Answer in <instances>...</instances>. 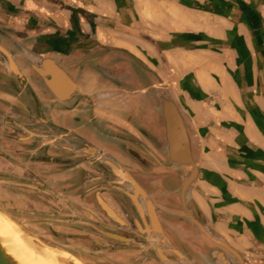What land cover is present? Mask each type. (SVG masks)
Returning <instances> with one entry per match:
<instances>
[{
  "label": "crops",
  "instance_id": "1",
  "mask_svg": "<svg viewBox=\"0 0 264 264\" xmlns=\"http://www.w3.org/2000/svg\"><path fill=\"white\" fill-rule=\"evenodd\" d=\"M0 45L15 64L0 53V173L84 209L94 193L130 196L120 180L116 195L94 186L97 170L111 177L104 159L140 173L153 162L142 174L153 195L139 199L170 196L153 179L168 157L165 93L198 164L189 207L239 257L194 225L171 228L204 248L199 264H264V0H0ZM76 172L79 195L68 190ZM12 188L24 191H12L15 210L39 204Z\"/></svg>",
  "mask_w": 264,
  "mask_h": 264
},
{
  "label": "flooded vegetation",
  "instance_id": "2",
  "mask_svg": "<svg viewBox=\"0 0 264 264\" xmlns=\"http://www.w3.org/2000/svg\"><path fill=\"white\" fill-rule=\"evenodd\" d=\"M90 131L99 137L101 136L97 128ZM108 141L110 143L112 139ZM118 143L115 139L112 141L115 147H120ZM124 152L127 153V150L125 149ZM162 157L167 166L165 164V170L160 167L161 172L153 176V179L164 184L161 189L166 192L165 194H174L173 192L176 193L180 187L182 172L187 174V171L184 170V167L171 169L172 163L168 157L163 155ZM128 159L133 161L136 160V157L128 154ZM140 164L138 166L141 173L133 172L124 165L119 169L117 168L116 173L112 170L111 177L106 172L97 170V175L94 177L97 181L94 186H99V190H103V193L109 195L111 193L116 195L113 182L120 180L129 185L132 197L130 198L127 194L118 195L119 198L115 199L114 197L111 203L103 197H97L94 190L93 199L90 203L91 207L87 206L84 209L72 201H67L65 192L62 190L57 192L51 188L49 183H39L38 185L58 194L64 200V204L58 205L46 195H42L39 199L42 208L41 217L29 216L26 220L31 225L42 224V232L27 230L31 235L38 236L41 242L71 253L83 264L201 263L199 257L203 255L202 250L204 248L197 244L195 246L199 252H195L191 238L183 237L171 228L176 226L184 235H190V228L192 227L188 219L180 218L182 214H180L179 204L181 202L177 194L175 197L166 195L165 198L161 194L163 197H154L152 201L146 198L144 204L139 199L140 196H145L144 189L146 193L149 191L142 174L147 171L150 164L153 165V162L144 164L143 161ZM102 169L104 170L103 167ZM126 173L131 175L134 183L129 180ZM84 176L79 172L73 174V180L70 179L72 184L68 189L70 193L79 195V180ZM149 195H153L151 191ZM158 202L165 203L169 211H163L162 206L157 204ZM30 203L37 205V202L34 201H30ZM118 204H121L122 207ZM141 210H145V212ZM80 211L85 214L80 215ZM31 214L35 215L34 213ZM27 215L25 214V216ZM12 217L19 221L14 215ZM90 253L95 254V256H91ZM99 254H105V256H99Z\"/></svg>",
  "mask_w": 264,
  "mask_h": 264
},
{
  "label": "water",
  "instance_id": "3",
  "mask_svg": "<svg viewBox=\"0 0 264 264\" xmlns=\"http://www.w3.org/2000/svg\"><path fill=\"white\" fill-rule=\"evenodd\" d=\"M0 53H2L3 55L7 57L9 68L12 69V67H15L14 60L12 59V55L6 49H4L1 45H0ZM157 98L159 100V105H160V114H161L162 121L164 123V127L166 130V140H167L166 152H167L170 162L172 163L171 169H177L183 166H187L190 169V175L187 178L183 177L181 188L178 189L176 193L174 194H179L182 200V206H183L184 212L186 213L189 221L196 227L198 231L201 232V234L205 238H207L213 244H216L219 247L225 248L231 253H235L232 250V248L228 244H226V242L223 239L214 235L212 231L206 225L202 224L196 218V216L194 215V212L190 209L187 200L189 197V189L198 176V164L192 155L190 139L188 136L187 128L185 126V121L179 110L178 105L173 99H171L165 93H159L157 95ZM92 150H95V152L101 154L100 150H97V149H92ZM102 156H105V155L103 154ZM103 162L107 163L115 173L118 171L119 167H121L114 160L108 161V159H104ZM126 175L128 176L129 180L134 183L131 175L128 173H126ZM0 184H7L10 186H17L21 188L32 189V190H35L39 193H42L52 198V200H54L58 205L64 204V200L58 194L40 185H28V184L17 183V182H12V181H2V182L0 181ZM174 194H168V195L173 196ZM145 196H147V194H145ZM131 197L132 196L130 194V198ZM141 211L145 212V210H141ZM0 217L9 219L14 224H16L17 225L16 227L20 231L21 235L22 234L25 235L27 240L30 243L45 244L44 242H41L37 237L28 233L22 227L20 223H18L13 217L8 215L2 208H0ZM7 241L11 242L10 245L12 244L13 245L8 248L4 246L5 247L4 248L2 244L0 243V264H18L14 257H15V254L17 256V252L15 250V243L19 240H17L12 234V237L11 236L7 237ZM241 264H245V263L241 260Z\"/></svg>",
  "mask_w": 264,
  "mask_h": 264
},
{
  "label": "bare ground",
  "instance_id": "4",
  "mask_svg": "<svg viewBox=\"0 0 264 264\" xmlns=\"http://www.w3.org/2000/svg\"><path fill=\"white\" fill-rule=\"evenodd\" d=\"M16 226L11 220L0 217V243L2 246L8 248L13 245L7 241V237H12V234L19 240L15 243L17 256L15 254L14 257L18 264H83L69 252L47 244L30 243L25 235H21Z\"/></svg>",
  "mask_w": 264,
  "mask_h": 264
},
{
  "label": "rangeland",
  "instance_id": "5",
  "mask_svg": "<svg viewBox=\"0 0 264 264\" xmlns=\"http://www.w3.org/2000/svg\"><path fill=\"white\" fill-rule=\"evenodd\" d=\"M11 171H12V169H11ZM181 171H183L182 169H181ZM182 175H183V177H188L189 175H190V171H187V174H185V173H183L182 172ZM187 175V176H186ZM183 177H182V181H183ZM0 181L2 182V181H12V174L10 173V171H9V169L8 170H6L5 171V173H0ZM182 181H181V183H179L180 184V187L178 188V189H180L181 188V186H182ZM177 189V190H178ZM12 191L13 192H23V194H24V191H23V189H21V190H14L13 188H12V186H10V185H7V184H0V208H2L8 215H10L11 217H12V215H14L16 218H18L19 219V221H17L15 218V220L18 222V223H20L21 225H22V227L28 232V233H30L27 229H30L31 231H33V232H39V233H41L42 231H41V225L42 224H40V223H38V224H34V225H31V224H28L27 222H26V220H27V218H29V216H31V217H33V216H37V217H41V212L39 211V210H41V209H39V208H41V207H39L40 206V204H37V205H33V206H35V209H30L31 207H30V205L28 204V205H26L25 206V204H23L24 206H22V207H17V209L15 210L14 208L15 207H13L12 208ZM173 193H175V192H173ZM43 194L42 193H39L38 192V195L36 196V198L38 199V200H36V201H39V199H40V197L42 196ZM45 196V195H44ZM177 196L180 198V196H179V194H177ZM48 197V196H47ZM171 197H175V194L173 195V196H171ZM50 198V197H49ZM50 199H52V198H50ZM180 200V202H181V204H179V209H180V214H182L181 215V217L180 218H184V219H188V217H187V215H186V213L184 212V209H183V206H182V200H181V198L179 199ZM53 202H54V200H53ZM23 203H24V201H23ZM39 203V202H38ZM16 211H18L20 214H16L17 212ZM29 213V214H28ZM31 213H34L35 215H32ZM25 214L27 215V216H25ZM188 221H189V219H188ZM22 222V223H21ZM190 222V221H189ZM25 225H24V224ZM190 224H191V222H190ZM192 226H193V224H191ZM26 226V227H25ZM195 227V226H194ZM199 233L201 234V232L199 231ZM38 234V233H37ZM37 238H38V236H36ZM90 255L91 256H95V254H91L90 253ZM99 256H105V254H99Z\"/></svg>",
  "mask_w": 264,
  "mask_h": 264
}]
</instances>
